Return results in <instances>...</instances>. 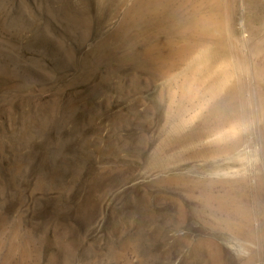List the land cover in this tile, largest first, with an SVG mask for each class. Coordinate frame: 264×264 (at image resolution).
<instances>
[{
	"label": "rangeland",
	"instance_id": "rangeland-1",
	"mask_svg": "<svg viewBox=\"0 0 264 264\" xmlns=\"http://www.w3.org/2000/svg\"><path fill=\"white\" fill-rule=\"evenodd\" d=\"M136 1L0 0V264H264V0L178 57Z\"/></svg>",
	"mask_w": 264,
	"mask_h": 264
},
{
	"label": "bare ground",
	"instance_id": "bare-ground-1",
	"mask_svg": "<svg viewBox=\"0 0 264 264\" xmlns=\"http://www.w3.org/2000/svg\"><path fill=\"white\" fill-rule=\"evenodd\" d=\"M198 4L206 5V10H198ZM134 12H137L136 21L144 20L143 22L149 25L160 27L159 31L162 29L166 34L182 39L181 44H178L174 52L173 56L175 57L188 53L192 43L214 48L223 46L220 29L221 13L216 0H137ZM183 19L184 22H182ZM173 23H178V25L174 27ZM210 59L207 58L206 60L209 61ZM231 97L234 98L233 95ZM229 100L226 98L227 106L224 103L221 111L230 108ZM216 107L218 109L219 105ZM256 107L261 120L264 108L262 101L257 98ZM223 198L227 199L230 205L228 214L230 220L237 224L236 233L242 237L248 236L249 229L243 224L247 220L245 216L248 209L242 198L232 196H224ZM230 248L239 256L247 253V244L243 242L233 243ZM53 260V257L47 258L44 264H51Z\"/></svg>",
	"mask_w": 264,
	"mask_h": 264
}]
</instances>
